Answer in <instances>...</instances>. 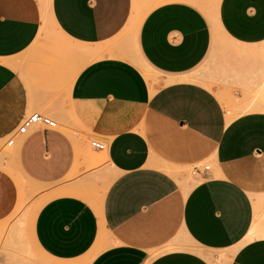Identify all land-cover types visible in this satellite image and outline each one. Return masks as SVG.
Wrapping results in <instances>:
<instances>
[{"label":"crops","instance_id":"1","mask_svg":"<svg viewBox=\"0 0 264 264\" xmlns=\"http://www.w3.org/2000/svg\"><path fill=\"white\" fill-rule=\"evenodd\" d=\"M1 144L35 264H264V0H0Z\"/></svg>","mask_w":264,"mask_h":264},{"label":"rangeland","instance_id":"2","mask_svg":"<svg viewBox=\"0 0 264 264\" xmlns=\"http://www.w3.org/2000/svg\"><path fill=\"white\" fill-rule=\"evenodd\" d=\"M136 62L145 72H147L146 65L141 59L136 58ZM255 100H251L254 102ZM224 108L228 112L227 116L232 118L233 115L239 111L250 110V107L240 109L234 108L228 101L224 103ZM56 129L61 128V123L58 119ZM39 125H36L37 127ZM0 157L5 160V169L15 170V164L11 155L12 146L6 144L0 145ZM88 153L92 150L88 147ZM209 164V163H203ZM202 165H199L202 168ZM92 165H87L86 169H94ZM97 168V167H96ZM186 177L188 180H193V177L200 179L199 175L193 174V168L186 170ZM24 192L21 200H17L16 206L12 214L5 220L0 222V262L2 264H35L39 262L40 255L36 251L31 238V221H29V212L34 213L38 208L48 200L54 193L57 192L55 188L43 186L30 182L27 177L23 178ZM102 187L96 190H102ZM19 192V190H18ZM19 194V193H18ZM20 197V196H19ZM23 234L26 242L24 241ZM12 238L13 241H12ZM27 243V244H26ZM28 245V246H27ZM29 247V248H28Z\"/></svg>","mask_w":264,"mask_h":264},{"label":"built area","instance_id":"3","mask_svg":"<svg viewBox=\"0 0 264 264\" xmlns=\"http://www.w3.org/2000/svg\"><path fill=\"white\" fill-rule=\"evenodd\" d=\"M35 125H42L49 128H55L57 126V121L55 119H52L51 117L44 115L39 112H33L27 117L23 118L21 123L17 127V133L18 134H26L33 126ZM13 142L12 139H9L7 141L8 145H11ZM89 144L92 148L98 149V150H104L106 149V144L102 141H98L96 139H92L89 141ZM209 169V164L202 165V168L199 169L198 167H194V172L199 173L201 171H206Z\"/></svg>","mask_w":264,"mask_h":264}]
</instances>
